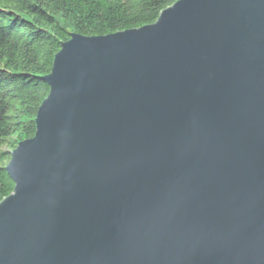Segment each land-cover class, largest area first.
Here are the masks:
<instances>
[{"label": "water", "instance_id": "water-1", "mask_svg": "<svg viewBox=\"0 0 264 264\" xmlns=\"http://www.w3.org/2000/svg\"><path fill=\"white\" fill-rule=\"evenodd\" d=\"M43 82L0 264H264V0L70 34Z\"/></svg>", "mask_w": 264, "mask_h": 264}, {"label": "trees", "instance_id": "trees-1", "mask_svg": "<svg viewBox=\"0 0 264 264\" xmlns=\"http://www.w3.org/2000/svg\"><path fill=\"white\" fill-rule=\"evenodd\" d=\"M178 0H0V202L11 153L36 132L43 79L70 34L105 37L154 24Z\"/></svg>", "mask_w": 264, "mask_h": 264}]
</instances>
